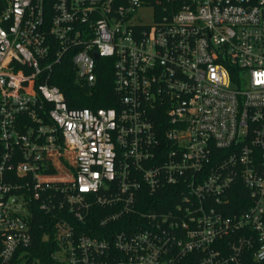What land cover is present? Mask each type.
<instances>
[{"label":"built area","instance_id":"2783aa9c","mask_svg":"<svg viewBox=\"0 0 264 264\" xmlns=\"http://www.w3.org/2000/svg\"><path fill=\"white\" fill-rule=\"evenodd\" d=\"M0 264H264V0H0Z\"/></svg>","mask_w":264,"mask_h":264},{"label":"trees","instance_id":"16d2710c","mask_svg":"<svg viewBox=\"0 0 264 264\" xmlns=\"http://www.w3.org/2000/svg\"><path fill=\"white\" fill-rule=\"evenodd\" d=\"M96 62L98 64L95 70L96 78L91 86L76 82L73 79L71 69L69 67L67 68L64 64V66L59 65L53 70V74L49 78L48 83L56 85L63 92L66 103L70 108L88 107L95 109L99 107H118L119 97L113 87V66L111 64V58L100 57ZM147 200L144 199L145 202ZM103 213V209L92 207L91 212L84 222V228L90 229V227L99 226L98 219ZM60 215V213H57L55 219ZM68 218L73 225L78 228H83L84 223H79L71 214L68 215ZM51 223H53L52 218L43 211L36 210L32 213L30 222L32 241L28 250L40 260H44L46 249L49 248L47 246L49 243H46L43 237L45 231H50L51 227L49 225Z\"/></svg>","mask_w":264,"mask_h":264},{"label":"water","instance_id":"95a60500","mask_svg":"<svg viewBox=\"0 0 264 264\" xmlns=\"http://www.w3.org/2000/svg\"><path fill=\"white\" fill-rule=\"evenodd\" d=\"M97 56V54H95V57Z\"/></svg>","mask_w":264,"mask_h":264}]
</instances>
